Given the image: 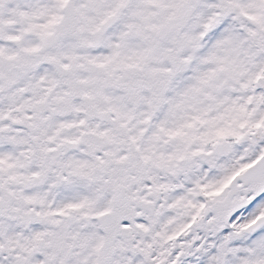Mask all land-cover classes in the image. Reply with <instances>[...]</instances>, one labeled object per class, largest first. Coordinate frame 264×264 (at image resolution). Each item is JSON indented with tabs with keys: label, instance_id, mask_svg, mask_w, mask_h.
Masks as SVG:
<instances>
[{
	"label": "snow or ice",
	"instance_id": "snow-or-ice-1",
	"mask_svg": "<svg viewBox=\"0 0 264 264\" xmlns=\"http://www.w3.org/2000/svg\"><path fill=\"white\" fill-rule=\"evenodd\" d=\"M0 264H264V0H0Z\"/></svg>",
	"mask_w": 264,
	"mask_h": 264
}]
</instances>
